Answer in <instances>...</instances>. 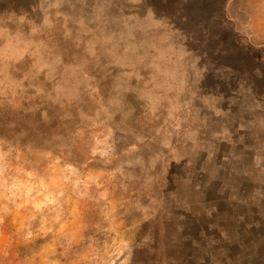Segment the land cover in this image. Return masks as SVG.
<instances>
[{"label":"rangeland","instance_id":"1","mask_svg":"<svg viewBox=\"0 0 264 264\" xmlns=\"http://www.w3.org/2000/svg\"><path fill=\"white\" fill-rule=\"evenodd\" d=\"M0 264H264V0H0Z\"/></svg>","mask_w":264,"mask_h":264}]
</instances>
